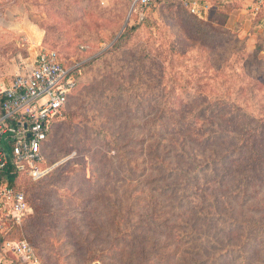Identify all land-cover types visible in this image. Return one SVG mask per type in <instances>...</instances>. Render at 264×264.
<instances>
[{"label":"rangeland","instance_id":"1","mask_svg":"<svg viewBox=\"0 0 264 264\" xmlns=\"http://www.w3.org/2000/svg\"><path fill=\"white\" fill-rule=\"evenodd\" d=\"M205 2L199 17L167 3L140 13L131 0H0V89L45 51L81 75L43 149L52 172L20 181L38 210L8 239H26L41 264H175L206 227L218 253L263 234L264 156L245 147L264 134V2ZM208 33L225 38L213 44ZM199 96L227 101L221 148L192 131L187 102ZM182 143L195 157L176 155ZM205 159L216 161L211 172L193 176ZM188 187L206 196L192 209L215 205L219 223L183 208Z\"/></svg>","mask_w":264,"mask_h":264},{"label":"built area","instance_id":"2","mask_svg":"<svg viewBox=\"0 0 264 264\" xmlns=\"http://www.w3.org/2000/svg\"><path fill=\"white\" fill-rule=\"evenodd\" d=\"M131 10L177 4L191 14L204 10L201 0H131ZM78 67L62 62L57 53H39L26 70L16 73L0 91V172L8 165L23 177L42 179L51 168L45 163L43 147L49 133L63 115L78 87ZM0 204L10 225H19L29 207L22 192L6 183L0 185ZM0 219V264H41L33 248L25 241L7 238L8 228Z\"/></svg>","mask_w":264,"mask_h":264},{"label":"trees","instance_id":"3","mask_svg":"<svg viewBox=\"0 0 264 264\" xmlns=\"http://www.w3.org/2000/svg\"><path fill=\"white\" fill-rule=\"evenodd\" d=\"M153 8H155V7H153ZM146 10H147V8L143 7V8L138 9V12L141 13V12L146 11ZM262 19H264V12H263V15H262ZM136 29H137L136 26L131 27V29L128 32V38L127 39H129L131 34ZM215 35L216 36H213V33L206 34L207 41H210L212 39L213 44H215V43L220 44V41H223L224 38H225L223 33H218V34H215ZM127 39H126V30H125L122 33V35L115 42L114 47H118L123 42H124L123 45H125ZM222 53L223 52H221V54ZM248 56H250V55H248ZM94 61L95 60H92V61L88 62V64L93 63ZM76 77H77V81H78V87L75 90V92L73 93V96L75 95V93L77 92V90L79 88L81 75H77L76 74ZM73 96H72V98H73ZM165 102H166L165 100L162 101V103H165ZM223 102L227 103V101L223 100L221 97L220 98L216 97V99H210V98H208L206 96H199L198 99H193L192 98L190 101L187 102L188 103L187 107L190 108L191 114L194 115L193 120L192 121L189 120L190 124L193 125L192 131H196V130L198 131V133L200 135L198 139L202 143H204V145L206 147H220L221 148L222 147V143L220 142V140L222 142L226 141L225 140V133H223L219 129V126H220L221 122H223L225 120V118H227L228 116H232V115L226 113V111L223 108L224 107V103ZM69 103L66 105L64 111H66ZM1 104H2V97L0 96V107H1ZM167 115L168 114H166V116ZM184 116H185V119H186L187 118L186 117L187 113H185ZM252 119L254 121V117ZM263 123H264V121H263ZM55 124L56 123H54V125ZM181 130H182V128L179 131H181ZM247 132H251V131H247ZM220 136H223V137H220ZM46 143H47V141H46ZM46 143L44 144V147H45ZM188 146L189 145H185L184 143H182L181 145L176 144V147H177V150L175 151L176 155L178 157L183 156L184 158H187V159L195 157L194 154L196 153V151L195 150L189 151L187 149ZM44 147H43V149H44ZM245 148H246V152L250 151V152H252L253 155L264 156V134H262L260 143L259 142H255L252 139V144L250 146H248V147H245ZM257 149H260V150H257ZM202 153H203L202 155H204L205 151L203 150ZM205 160L206 161H202L203 162V167L195 166L196 168L199 167V170H195L194 171L195 174L193 172H191L193 176L197 177L198 174L200 175L203 172H207V171L211 172L212 169H210V167L212 166V164L215 165L216 161H211L212 162L211 163L209 161V159H205ZM195 162H194V164H195ZM261 163H264V162L261 161ZM42 165H43V168H50V166L47 164V162H45ZM85 167L86 166H84V169H83L84 172H86ZM204 167L207 169L206 171H204V169H205ZM260 168H262V167H260ZM51 172H49L47 175H45L41 180L46 178ZM188 173H190V172H188ZM60 176L61 175L58 174L55 179H59ZM21 180H22L21 176L15 171V169L11 165H8V167H6L3 171L0 172V185L2 183H6L7 185H9L14 190L22 192L24 197H25V200H26V202L28 204V207H29V212L22 219L21 223L18 226L17 225H14V226L11 225V227L8 228L7 238H10L9 235H11V233H12V231L14 229H18V228L22 227V225L30 217L32 212H37V210H38L37 207H35V206L32 207L31 206L29 198L21 190V188H20V181ZM38 182H39V180H38ZM101 187H103V186H101ZM97 189L98 190H96V191H103L106 188H103V190H102V188H100L101 190H99V188H97ZM183 192L188 197L186 199L185 203H183V208L189 207V209H186V210H188V211H190V212H192L194 214L195 213H199L201 215L202 214L206 215V219H207L206 221L211 226L216 225L217 223H219V218H221V210H219L218 207H216L215 205H214V207L213 206H209V208L206 209L205 211H199L197 209H192V207H194L202 199L205 198V200H206V196L202 195L201 191L195 192V190H193V189L188 187ZM90 205L91 206H95L94 204H90ZM90 205H88V206L90 207ZM94 212H96V210H94ZM213 218H215V219L213 220ZM36 222L39 223L40 220L36 219ZM36 224L37 223H35L33 225L35 226ZM84 229H85V227L81 226L79 228V232L81 233L82 230H84ZM205 229H206L207 233L204 234V235H200L202 233V230L196 231L197 234H194L195 235L194 240H195V242L197 241V244L194 247H192V249H187L186 251L185 250L182 251V253L178 255L179 257H177L175 264H188V263L189 264H191V263L192 264H224V262L228 258H229L228 262L233 261L235 264H264V232H263V234L262 233H260V234H257V233L251 234V233H247L246 232V233L243 234L242 237L235 238L234 239L235 242L231 241L229 246H227V247H225L223 249L224 251H220L218 253L217 251H215V250H213L211 248V246L215 247V243L217 241L216 238L213 239V236L215 235V231L216 230H214V231L209 230L208 227H206ZM88 230H89V227H86V231H84V234H86V232ZM87 235H85L84 237H86ZM10 239H12V238H10ZM20 240H25L31 246V244L26 239L22 238ZM84 248L85 247H82V250H84ZM176 250L177 249L175 248V251ZM203 252L205 254H207L208 257L200 259L199 262H195L194 263L193 262L194 259L191 256V254L192 255H198V258H199V257H202L201 255H202ZM169 254H170V252H169ZM13 263L17 264L18 262L14 261Z\"/></svg>","mask_w":264,"mask_h":264},{"label":"crops","instance_id":"4","mask_svg":"<svg viewBox=\"0 0 264 264\" xmlns=\"http://www.w3.org/2000/svg\"><path fill=\"white\" fill-rule=\"evenodd\" d=\"M262 1V3L264 2V0H261ZM201 2H202V7L204 8V10H202V12L200 13V14H198V15H193V16H199V17H201V16H203L204 14L206 15V13H207V10H208V8H209V6H208V4L205 2V0H201ZM261 3V4H262ZM9 83V82H8ZM7 83V84H8ZM7 84L5 85V86H3L1 89H0V91L1 90H3V88H5L6 86H7ZM21 178H23V176H21Z\"/></svg>","mask_w":264,"mask_h":264}]
</instances>
